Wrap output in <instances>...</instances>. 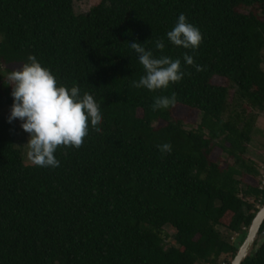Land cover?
<instances>
[{"label": "trees", "instance_id": "obj_1", "mask_svg": "<svg viewBox=\"0 0 264 264\" xmlns=\"http://www.w3.org/2000/svg\"><path fill=\"white\" fill-rule=\"evenodd\" d=\"M180 14L202 34L195 53L167 39ZM133 42L179 58L182 80L133 88L145 75ZM263 50L264 0H99L78 15L72 0H0V111L13 104L8 72L33 55L58 86L91 94L103 116L101 133L90 127L81 149L60 147L59 166L41 168L23 163L15 125L0 114V264H229L264 201V185L242 182L258 176L245 154L248 111L264 113ZM185 53L204 70L185 65ZM173 94L198 112L195 128L173 107L152 110ZM215 147L229 163L209 159ZM240 264H264V242Z\"/></svg>", "mask_w": 264, "mask_h": 264}, {"label": "clouds", "instance_id": "obj_2", "mask_svg": "<svg viewBox=\"0 0 264 264\" xmlns=\"http://www.w3.org/2000/svg\"><path fill=\"white\" fill-rule=\"evenodd\" d=\"M167 39L174 46L190 49L193 53L199 48L203 37L200 30L187 21L184 14L178 16ZM139 57L145 75L139 81H132L133 88H144L149 91L167 89L170 84L179 83L185 73L181 69V60L168 56L155 57L151 50L142 44L129 43ZM155 47L163 52V40H157ZM17 71L8 72L6 81L11 86L13 104L8 122L20 120L22 130L29 134L26 157L37 167L56 168L59 161L55 157L58 148L81 149L91 130L101 133L103 116L100 105L88 92L81 96V89L73 85L71 89L58 86L56 76L50 69L43 67L33 55L27 57ZM185 65L192 66L197 72L203 71L196 64L194 56L185 53ZM177 102L175 94L158 96L152 107L153 111L174 107ZM161 153L171 154L172 145L165 143L158 146Z\"/></svg>", "mask_w": 264, "mask_h": 264}, {"label": "rangeland", "instance_id": "obj_3", "mask_svg": "<svg viewBox=\"0 0 264 264\" xmlns=\"http://www.w3.org/2000/svg\"><path fill=\"white\" fill-rule=\"evenodd\" d=\"M99 0H72V9L75 15L83 14L89 10L90 7L96 5ZM256 13H260L257 11ZM261 68L264 71V50L262 51L261 56ZM12 70H18L19 67H12ZM3 75V73H2ZM212 84L219 85V86H226V82L222 78H213ZM234 88H231L228 93V107H229V114L233 115L234 113H240V108L234 105L239 103L234 102L231 103L233 97ZM11 109L4 107L0 114L7 117L10 116ZM253 112L255 114V123L254 128L251 134L250 142L247 145V150L245 154V158L249 159L254 163L258 170V176L254 177H242V182L244 184L250 186H258L261 187L264 185V113L258 111H248ZM172 117L175 120L181 121L185 129H193L198 122V112L194 110L186 109L182 106H174L172 108ZM225 116H228L225 114ZM16 128V139H15V147L20 151L23 163L25 165L31 164L26 157L27 147L25 146L29 139V134L24 132L20 125L23 123L20 120H13L12 121ZM209 159L213 162L218 163L221 166H224L225 163H229L228 161L220 152L219 148H213L210 153ZM220 234L226 235V232L222 228L217 229ZM164 231L167 234V239L165 241L166 244H170L171 240V233L172 231L168 228H165ZM264 236V235H263ZM264 239V238H263ZM230 241L233 243L237 242V234H231ZM217 264H225L224 261L219 260Z\"/></svg>", "mask_w": 264, "mask_h": 264}, {"label": "water", "instance_id": "obj_4", "mask_svg": "<svg viewBox=\"0 0 264 264\" xmlns=\"http://www.w3.org/2000/svg\"><path fill=\"white\" fill-rule=\"evenodd\" d=\"M263 220H264V201L261 204V206L257 209L249 225L247 226L245 230L244 239L242 240L241 244L237 247V251L234 257L229 262V264H240L244 260V258L250 253L252 245L263 223ZM262 234L264 235V229L262 230ZM260 242H264V239L258 241L257 244H260Z\"/></svg>", "mask_w": 264, "mask_h": 264}, {"label": "flooded vegetation", "instance_id": "obj_5", "mask_svg": "<svg viewBox=\"0 0 264 264\" xmlns=\"http://www.w3.org/2000/svg\"><path fill=\"white\" fill-rule=\"evenodd\" d=\"M261 228V227H260ZM264 238V236H263V234H262V230L260 231V229H259V232H258V234H257V236H256V239H255V241H254V243H253V245H252V248H251V250H253V247H254V245L258 242V241H260V240H262ZM244 239V238H243ZM242 239V240H243ZM242 242V241H241Z\"/></svg>", "mask_w": 264, "mask_h": 264}]
</instances>
